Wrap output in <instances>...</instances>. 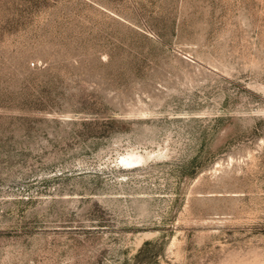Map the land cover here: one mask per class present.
<instances>
[{"label":"rangeland","instance_id":"1","mask_svg":"<svg viewBox=\"0 0 264 264\" xmlns=\"http://www.w3.org/2000/svg\"><path fill=\"white\" fill-rule=\"evenodd\" d=\"M0 264H264V0H0Z\"/></svg>","mask_w":264,"mask_h":264},{"label":"bare ground","instance_id":"2","mask_svg":"<svg viewBox=\"0 0 264 264\" xmlns=\"http://www.w3.org/2000/svg\"><path fill=\"white\" fill-rule=\"evenodd\" d=\"M117 161L121 164V166L129 167L135 164L136 162L140 161V158L136 153L127 152L125 154L118 156Z\"/></svg>","mask_w":264,"mask_h":264}]
</instances>
